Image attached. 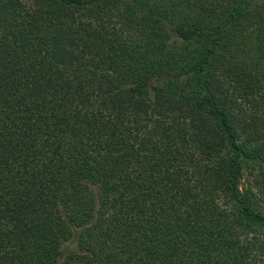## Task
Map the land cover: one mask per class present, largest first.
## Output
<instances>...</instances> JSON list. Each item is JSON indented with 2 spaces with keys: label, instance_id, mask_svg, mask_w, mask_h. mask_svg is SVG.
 I'll use <instances>...</instances> for the list:
<instances>
[{
  "label": "trees",
  "instance_id": "1",
  "mask_svg": "<svg viewBox=\"0 0 264 264\" xmlns=\"http://www.w3.org/2000/svg\"><path fill=\"white\" fill-rule=\"evenodd\" d=\"M0 264H264V0H0Z\"/></svg>",
  "mask_w": 264,
  "mask_h": 264
}]
</instances>
